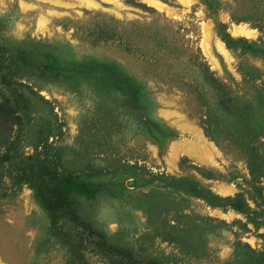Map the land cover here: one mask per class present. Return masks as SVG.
I'll return each instance as SVG.
<instances>
[{
	"label": "rangeland",
	"instance_id": "obj_1",
	"mask_svg": "<svg viewBox=\"0 0 264 264\" xmlns=\"http://www.w3.org/2000/svg\"><path fill=\"white\" fill-rule=\"evenodd\" d=\"M60 1L0 0V264L263 262L264 0Z\"/></svg>",
	"mask_w": 264,
	"mask_h": 264
},
{
	"label": "trees",
	"instance_id": "obj_2",
	"mask_svg": "<svg viewBox=\"0 0 264 264\" xmlns=\"http://www.w3.org/2000/svg\"><path fill=\"white\" fill-rule=\"evenodd\" d=\"M134 89L136 88L134 87ZM257 177L259 176L253 175L254 179ZM177 181L187 184L186 187H182V189L185 192L205 200L208 203V205L212 207H223V208L233 207L234 209L239 210L241 212H245V210L249 209V207H247L246 205V202H244V200L241 199L243 195L240 193L236 194L235 196L221 197L219 195L213 194L210 191L204 190L203 188L199 186L197 182L191 181L188 178L177 179ZM237 201L238 203L241 204V207L237 205H233L234 202H237ZM248 219L253 220L252 217H248ZM243 245L246 246L252 253L255 252L254 249H252L249 245L245 243ZM258 253L260 254L261 252H258ZM262 259H264V257ZM253 264H264V261L253 263Z\"/></svg>",
	"mask_w": 264,
	"mask_h": 264
},
{
	"label": "bare ground",
	"instance_id": "obj_3",
	"mask_svg": "<svg viewBox=\"0 0 264 264\" xmlns=\"http://www.w3.org/2000/svg\"><path fill=\"white\" fill-rule=\"evenodd\" d=\"M43 1V0H42ZM51 1H53V2H55V3H61V1L60 0H51ZM65 2V1H64ZM63 3V2H62ZM232 32L234 33V34H237V35H242V36H246V37H249V36H251L252 35V32L248 29V27L246 28L245 26H234V27H232ZM222 43V42H221ZM221 43H219V44H221ZM223 44V43H222ZM217 46H218V43H217ZM220 46V45H219ZM219 49V48H218ZM222 49L224 50V46L222 45ZM224 52H225V50H224ZM206 145V144H205ZM205 145H203V144H198V143H194V144H192L191 146H192V148H190V151L192 152V154L194 155V156H197V157H199V156H204L203 154L205 153V150H206V147H205ZM190 146V147H191ZM212 210V209H211Z\"/></svg>",
	"mask_w": 264,
	"mask_h": 264
}]
</instances>
